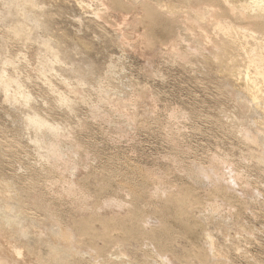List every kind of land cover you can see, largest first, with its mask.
Here are the masks:
<instances>
[{"label":"rangeland","instance_id":"obj_1","mask_svg":"<svg viewBox=\"0 0 264 264\" xmlns=\"http://www.w3.org/2000/svg\"><path fill=\"white\" fill-rule=\"evenodd\" d=\"M33 1L30 0V2L33 4L36 2L35 4L37 5L34 4L33 6L37 7H31L33 9H29V12V10H26L30 6H32V4L30 5L29 2H26L28 3V5H30L26 8V3L23 5V2L21 0H0V74H2L0 75V81L2 82L3 75L4 78L5 76H7L6 79H8V77L19 79V81L22 79L20 81L23 84L22 92L25 93L26 91L25 94H30L32 98L29 99V107H25V104L23 103L24 101L21 102V100L23 99L19 97L18 104V102L14 101L13 92L9 93L8 96L10 97L11 95L10 98H6L7 96L5 95L3 90H1L2 86L0 84V192L6 190L5 195H0V259H2L1 257L4 258V255L7 252L9 253V255L7 253L5 255V260L7 259V261H14L16 259L15 261H20L19 263H22L23 260L29 261L30 256H33L31 257V260L33 262L30 260L32 264H40L41 262L36 261V259L40 257L42 259H40V261H42V264H44L43 262H46L44 258L47 257L48 253H50V250L55 249V247L56 250H59V248L62 250L61 247L64 244H60V240L57 236L59 235V238L61 237L62 239V237L66 235L65 233H75L76 231L74 230L73 224L81 220L82 217L86 218V216H90L89 214H97L102 218L103 214L106 215L104 218H108V216L110 217L114 214L125 216V213H127L128 209L139 208L145 216L143 218V229H145L146 231H151V229L154 231L156 229L157 231L159 228H154L153 226L160 227L161 221H164V219H162L159 216L160 214H157V212L160 207L162 208V206L165 204L164 200L168 198V194H173L176 192L182 193V191L184 192L186 190H189V192L193 191L191 192V194H194L192 195L195 199H200V201L199 199H197V204H199V206L195 205L194 209H192L195 211L191 210L189 216L185 217V220H187L189 224H192V226L189 225L190 228H188V230L186 229L188 234L185 233L186 231H183L182 229L184 227L182 225L184 224L179 223H183V221H178L176 217H174L173 210L168 211V215L165 217V219L167 218L165 220V223L167 224L166 226H171L169 228L170 230L172 228V236H174V238L172 239L176 240L175 242L171 241V245H169L170 243H167V246L169 248L165 247L164 250L162 249L165 254L169 255L172 252V254H170L171 258H175L172 257L174 256V254L177 253L179 255L180 253L186 252L185 250H188L187 252L189 253V255H192L194 251V254L200 253L199 255H202L204 253L203 255L205 258L207 256H210L209 258L205 259V261L208 259L206 261L207 264H214L215 262L216 264H264V156L262 155L264 154V125L263 123H261V121H264V115L263 112H261L262 110L258 108L259 106L254 105L255 103H253L251 99L246 95L241 86L242 84H240L239 82L233 83L231 80L227 79L224 76L223 69H220L219 66L217 67L219 63L216 64V62L215 65L213 63L211 64V61H216H214L215 58H212L214 57V54H216L213 42H211L210 44L206 43V46L204 45L205 43L202 42L200 38H198V35L196 36V33H194V31H192L193 33L191 34L189 33L186 22L191 20L186 19L188 18L187 15H184L186 16L184 21L182 19L183 23L185 22V24L180 23L179 26L177 25L178 27L176 26V36H174L175 38H165V40H163L164 38H162L161 40L162 33L158 32V34L161 35L157 34V36L155 35L154 37H151L152 39L149 40L150 33L147 34L148 31L146 28L147 21L142 15L143 10L141 9V5L139 6V3L143 4L142 1L147 2V0H139V2L138 0H136V2L134 0H128L129 2L123 0L124 2H126V5L121 8L120 11L118 9L120 7L117 8L112 0L111 1L113 3L109 0ZM79 1H83L81 4L82 6H85L82 7ZM149 1V3H156V0ZM159 1V3L162 2V4L169 5L173 0ZM8 5L12 7L8 8ZM80 6L82 8H80ZM114 6L116 8H114ZM15 7L17 9L19 8V12L15 9ZM12 8L15 9V11ZM9 9L10 11L6 12V10ZM24 10L26 11V13ZM115 10L118 12H116ZM6 13L8 14L6 15ZM15 15H19L21 17L19 18V16ZM13 16L15 17V19ZM25 20L27 22H25ZM15 22H17L18 24H15ZM182 24L187 27L183 26ZM190 24L192 23L190 22ZM16 25H18V29L21 28L20 30L25 29L24 31L22 30L23 32L20 31L19 35L21 36H18V38H20L19 41L18 39H15L16 37H13L15 36L13 32L14 27L17 28ZM23 25H26V27ZM142 30L146 32H143ZM120 33L122 34L121 36H119ZM193 34L197 37V39L195 37L196 41L194 40V37H192ZM144 35L146 36V38ZM158 36L160 37L159 40ZM178 36H182L181 38H185V40L188 38L189 39L186 41H184V39L180 40ZM24 37H28V39H30L29 41L31 42H29L26 38L23 40ZM142 38L143 40L145 39V41L148 43H146L145 41L141 42L143 41ZM190 39L193 40L191 41ZM198 39L200 40V45L197 44ZM59 41L61 42V44ZM137 41H139L140 43ZM169 41L172 42V45L171 43H169ZM194 41L195 43L197 42L195 45L196 47L193 46ZM45 42H49L51 45L49 46V43H47V45L55 49H47V45ZM166 44L168 45L166 46ZM175 44L178 45V50L177 47H175ZM148 45L150 46L146 48V46ZM189 45H191L192 48L191 46L189 47ZM202 47H204L205 52H202ZM42 48H45L46 51L44 49V52L48 53H51L48 50L56 51L55 53H57L58 56L53 52L52 56H49L51 54H46H48L47 56H49L50 58L52 57L51 59H53L54 56L53 60H55L56 58H58L59 60L57 59L58 61H55V64L53 63V60H50L51 62L48 61L46 54L42 53ZM162 52L163 54H161ZM34 53H36L37 55H34ZM202 53L204 55H202ZM201 56H203V58ZM44 58H46V61H44ZM208 58L210 60V63L206 64V62L209 61L207 60ZM47 61L50 62V64L53 63L54 66L53 64H51L50 67L48 65L49 63H47L48 67L46 68V65L43 64H45L44 62ZM9 62H11V64H9ZM60 63H62L61 67ZM68 63H70L71 66ZM72 66H74V68H72ZM45 69L47 70L45 71ZM42 72L45 74H43ZM41 73L43 74V76H41ZM45 75H47V77ZM61 77H63V79ZM42 78H44V80ZM65 84H67L68 86H65ZM70 88L76 89L73 92V90H71ZM14 90L15 89L13 88L11 89V91ZM53 90L58 94L56 92L54 94ZM233 90L238 91L235 92ZM59 93H61V95L65 93L62 96H66L68 98V105H74L73 108L70 106L73 112H70V109L68 110L69 107H67L68 105L66 104V106L64 107V105L60 103V106V104L58 103L59 99H57L59 98ZM76 94L79 97H77ZM4 97L6 98V100ZM10 99L15 103L10 102ZM18 107L20 110L18 109ZM145 107H147L149 110ZM256 107L258 109H256ZM22 108L24 110H22ZM32 108L34 109V112H36V114L40 115L50 124H59V133H61L62 136H54L55 134L46 132L45 130H39L38 132V130L28 126L26 120L28 118L26 117L31 113L30 111L33 112ZM127 109L129 110V112ZM26 110L27 112H25ZM23 116L25 118H23ZM261 118H263V120ZM23 122H25L26 125H24L25 123ZM32 134L34 136H32ZM52 135L54 136V138ZM50 141L52 142V144ZM249 141L251 144L248 143ZM36 142L39 144L37 145ZM54 145L58 146L56 155L53 157V154H49L50 152L47 149L48 147ZM51 156L53 158H51ZM66 160H69V162ZM207 165L211 166L206 167ZM216 167H218L219 169ZM212 168L214 170H211ZM198 169L202 170L199 171ZM50 174L53 175L51 176ZM187 174L189 177L187 176ZM230 176L231 178H229ZM234 178L235 180H233ZM108 180L111 182H109ZM84 181L86 182L85 184ZM146 182L148 183L146 184ZM222 183L224 184L222 185ZM95 184L98 186H96ZM155 184L157 185V187ZM198 184H200V186ZM139 186H144L146 187V189L143 191L139 188ZM69 187H71V189ZM180 187L182 191L181 189H179ZM228 189H230L231 192ZM69 190H72V192L76 193H70ZM212 190L214 192H212ZM222 190L224 192H222ZM9 191L10 193H14L9 194ZM79 192L81 193L79 194ZM82 192L84 194H82ZM94 192H96V194ZM124 193H127V196ZM128 193H134L137 195V197H139L137 205H132L131 203H129L131 202L130 200L132 197L128 196ZM95 196H97L96 199ZM8 198L11 199L9 200ZM32 198L34 200H32ZM109 198L110 200H106ZM235 199L238 200L236 201ZM150 200L153 202H151ZM240 200L242 202H239ZM110 201L111 204L109 205ZM116 201H118L119 203L121 201L124 206L122 204V206L120 205L122 208L118 206L116 207V205L119 204ZM231 201L233 202V204H231ZM143 202L144 204L142 205L141 203ZM16 203H18V205ZM113 204H115V206ZM30 205L32 206V208ZM205 205L206 207H204ZM8 206L9 208L7 209ZM81 206L84 207L82 208ZM151 210H153V212ZM228 214H230V216ZM25 218H27V220ZM189 219L191 221H189ZM49 224L51 225L49 226ZM102 224L96 223L94 226L96 230L99 228V230H97L98 233L104 232V225L100 227V225ZM58 225H60V227ZM69 225H71L72 227ZM236 225H239L242 228ZM14 226L19 228H17V230L16 227L15 229H13ZM26 228L28 229L26 230ZM61 228L63 229L61 230ZM69 228L70 232H64V235H60V233L62 234L63 230L68 231ZM190 231H194V234ZM203 231L204 233H202ZM9 232L11 234H9ZM42 233H44V235ZM39 234H41L40 238ZM111 234L113 236L115 235L113 237L114 243L112 242L113 245L111 244L107 246L106 251H108L109 249L110 251H112V253L108 251L109 253H107V255L109 257L106 255V252L104 254L101 253L103 256L102 261L104 260L103 263L100 261V258H102V256H99L100 253L98 256L95 255L96 251H94L92 247L87 245L89 243H84L86 241V238H83V240L77 239L80 237L82 238V236H80L78 232L73 234L75 235L74 238L77 237L75 240H73L77 247H80L81 250H74L72 246L69 245L68 249L69 251L71 250L69 252L67 250L68 245L66 246L65 244L66 249L65 246H63V249H65V251L63 252V250H59L60 255L63 253L64 257H66L67 259L70 255V257L76 259L75 262H78L79 264H87V261H91L88 264H93L95 261V264H97L98 259H100V264H106L107 262H110V259L112 261L110 262L111 264H120V262L121 264H146V262L147 264L158 263V258L156 257L155 252L159 249L156 247V245H154L155 242L153 243L151 242V240H145L147 243L145 247L144 245H140V242L144 240L142 239V241H140L139 238V246H141L142 248H137L136 246H134V243L137 242V239L130 240V244L124 241L126 244L121 242V244L119 245L115 238L117 237L116 235H118L117 232L115 234L114 231H111ZM6 236L9 238V240H11V243L8 241V238ZM16 237L18 238V240L20 238L21 239L18 241L16 240ZM53 239H57V242L55 243V240L53 241ZM12 240L15 243H12ZM77 240L78 242H76ZM7 241L8 244L6 243ZM46 241L48 242L47 244ZM100 241L101 240H98L96 241V243H94L102 246L103 243L102 241ZM209 241L211 242L212 246ZM150 242L152 244H150ZM20 243L23 245V247ZM27 243H29V245H27ZM34 243L35 246L32 245ZM9 244L12 245L9 246ZM56 244H59V246H56ZM30 245H32L31 247L33 249L30 247ZM46 245H48L49 248ZM114 245L117 247H115ZM16 246L18 247L16 248ZM86 246H88L91 250H88L89 248H87ZM170 246L173 247L170 248ZM193 246L196 248H194ZM4 247L6 249H3ZM13 247L15 249L14 252L16 251L14 254L12 250ZM154 247L157 248L156 251H154ZM83 248L85 250H83ZM184 248L185 250H183ZM113 250H115V253L113 252ZM178 250L179 252H177ZM38 251H40L41 254V256L39 254V257ZM75 251L78 253L81 251V257ZM206 251H208V253ZM27 252L29 254H25ZM146 252L151 253V255L147 254ZM152 253L155 254H153V259L151 257ZM42 254L46 255L43 256ZM72 254L74 257L78 255L79 259L78 256L74 258ZM143 254L145 255V257L143 256ZM23 255L27 256L26 259L25 257H23ZM50 255H48L47 257L48 260L50 259ZM17 256H20V258H17ZM95 257H97V259H95ZM104 257H108L109 261H107L108 259ZM149 257L151 258L148 259ZM155 257L157 258V262ZM91 258L95 259L93 260L94 262ZM145 258H147L146 260H144L146 262L142 260ZM176 259L177 257L175 258V260ZM84 260L86 261L84 262ZM221 260L222 262H220ZM149 261L151 262L149 263ZM194 261L197 263L198 260L192 261L194 264H196Z\"/></svg>","mask_w":264,"mask_h":264},{"label":"bare ground","instance_id":"obj_2","mask_svg":"<svg viewBox=\"0 0 264 264\" xmlns=\"http://www.w3.org/2000/svg\"><path fill=\"white\" fill-rule=\"evenodd\" d=\"M22 2H23V5L26 3V2H29L30 3V5L32 4V6H30V5H28V3H26V5H25V7L27 8V7H29L28 9H26V10H31V9H33V8H31V7H37V6H33L34 4L33 3H31L30 2V0L29 1H25V0H21ZM33 1V0H32ZM76 1V0H75ZM108 1V0H107ZM110 2H114V4L117 6V8L118 7H120V8H118L119 9V11H120V9L121 8H123L125 5H126V2H124V1H128V0H109ZM135 2H136V0H134ZM149 0H147V2H144V1H142V3L143 4H141V3H139V6L141 5V9L143 10V16H144V19H146V21H147V31H148V33L147 34H149L150 33V38H149V40L150 39H152L151 37H154L155 35L157 36V34H158V32H160V33H162V37H161V40H162V38H164L163 40H165V38H170V39H173L172 37H174V36H176V26L178 25L179 26V24L180 23H183V21H184V19L186 18V16H184V15H187L188 16V18H186L187 20L189 19V20H191V21H187L186 23H187V26H185V25H183V24H185V22L182 24L183 26H185V27H187L188 29V31H189V33L191 34V33H193L192 31H194V33H196V36L198 35V38H200L201 39V41L202 42H204L205 44L204 45H206V43H211V42H213V46L215 47L214 48V50H216V54H214V57H212V58H215L214 59V61L215 62H212L211 61V64L213 63L214 65H215V63L216 64H218L219 63V65H217V67L219 66L220 67V69L222 68L223 69V73H224V76L227 78V79H229V80H231L233 83L234 82H236V83H240V84H242L241 86H242V88H243V90H244V92L246 93V95L251 99V101L253 102V103H255L254 105H256V106H259L258 108H260L262 111L261 112H263V115H264V0H173V1H171V0H169V1H171L170 2V4L169 5H166V4H162V2L161 3H159L160 1L159 0H156V3H149L148 2ZM155 1V0H154ZM34 2V1H33ZM83 2V1H82ZM81 1H79V3L81 4L82 3ZM112 2V3H113ZM129 2V1H128ZM138 2H139V0H138ZM141 2V1H140ZM168 2V1H167ZM172 2H175V3H172ZM78 3V2H77ZM78 3V4H79ZM17 4H18V2H17ZM22 4V3H21ZM79 4V5H80ZM110 4V3H109ZM129 4V3H128ZM127 4V5H128ZM138 4V3H137ZM7 5V4H6ZM28 5V6H27ZM35 5H37V4H35ZM133 5V4H132ZM9 6V5H8ZM16 6V5H15ZM18 6V5H17ZM81 6H82V4H81ZM80 6V8H82V7H84V6H82L81 7ZM111 6V5H110ZM113 6V5H112ZM131 6V5H130ZM10 7H12V6H9L8 8H10ZM23 7V6H22ZM88 7V6H87ZM128 7V6H127ZM126 7V8H127ZM138 7V6H137ZM7 8V7H6ZM7 8V9H8ZM14 8V7H13ZM12 8V9H13ZM109 8V7H108ZM114 8H116L115 6H114ZM130 8V7H129ZM15 9L18 11V9L15 7ZM15 9H13L14 11H15ZM22 9V8H21ZM37 9V8H36ZM112 9V8H111ZM125 9V8H124ZM23 10V9H22ZM30 10H29V12H30ZM130 10H132V9H130ZM7 11H10V9L9 10H6V12ZM25 11V10H24ZM109 11H111V10H109ZM116 11V10H115ZM133 11H135V10H133ZM19 12V11H18ZM28 12V13H29ZM33 12V11H32ZM116 12H118V11H116ZM126 12V11H125ZM15 13H17V12H15ZM21 13V12H20ZM25 13H26V11H25ZM124 13V12H123ZM132 13V12H131ZM137 13V12H136ZM8 13H6V15H7ZM141 14V13H140ZM11 16V15H10ZM15 16H19V15H15ZM41 16V15H40ZM14 17V16H13ZM21 16H19V18H20ZM25 17V16H24ZM138 17V16H137ZM4 18V17H3ZM18 18V17H17ZM22 18H23V16H22ZM136 18V17H135ZM8 19V18H7ZM14 19H15V17H14ZM33 19V18H32ZM182 19H183V21H182ZM30 20V19H29ZM137 20V19H136ZM8 21V20H7ZM22 21H24V20H22ZM34 21H35V18H34ZM182 21V22H181ZM186 21V20H185ZM12 22V21H11ZM25 22H27L26 20H25ZM138 22V21H137ZM189 22V23H188ZM190 22L192 23V24H190ZM32 23H33V21H32ZM35 23V22H34ZM48 23V22H47ZM132 23H133V21H132ZM132 23H130V24H132ZM140 23V22H139ZM138 23V24H139ZM8 24H11V23H8ZM15 24H18L17 22H15ZM14 24V25H15ZM137 24V25H138ZM189 24V25H188ZM20 25V24H19ZM32 25H35V24H32ZM143 25V24H142ZM11 26H13V25H11ZM23 26H25L26 27V25H23ZM38 26V25H37ZM177 26V27H178ZM16 27L17 28H15L14 27V35L15 36H13V37H16L15 39H18V41H19V39L20 38H18V36L20 37L21 35H19L20 34V31H22V30H20V29H18V25H16ZM184 27V28H185ZM7 28V27H6ZM48 28V27H47ZM10 29V28H9ZM40 29V28H39ZM186 29V28H185ZM11 30V29H10ZM12 30H13V28H12ZM25 30V29H24ZM23 30V31H24ZM144 30H146V29H144ZM179 30V29H178ZM181 30V29H180ZM183 30V29H182ZM8 31V30H7ZM22 31V32H23ZM27 31V30H26ZM143 31V30H142ZM45 32V31H44ZM143 32H146V31H143ZM27 33V32H26ZM184 33V32H183ZM188 33V34H189ZM22 34V33H21ZM124 34V33H123ZM135 34V33H134ZM187 34V33H186ZM25 35H27V34H25ZM32 35V34H31ZM49 35H50V33H49ZM122 34L120 33L119 34V36H121ZM138 35V34H137ZM158 35H161V34H158ZM24 36V35H23ZM131 36V35H130ZM129 36V37H130ZM133 36V35H132ZM145 36V35H144ZM196 36H194V34H193V36L192 37H194V40H195V37ZM34 37V36H33ZM37 37V36H36ZM49 37V36H48ZM47 37V38H48ZM128 37V36H127ZM148 37V36H147ZM179 37V36H178ZM182 36H180L179 37V39L181 40V39H184V41H186V40H188V39H186L185 40V38H181ZM28 39V37H24L23 38V40L24 39ZM31 38V37H30ZM41 38V37H40ZM43 38V37H42ZM131 38V37H130ZM130 38H129V40H130ZM135 38H136V36H135ZM134 38V39H135ZM145 38H146V36H145ZM159 36H158V40H159ZM175 38V37H174ZM21 39H22V37H21ZM35 39H38V38H35ZM49 39V38H48ZM52 39V38H51ZM119 39H120V37H119ZM157 39V38H156ZM176 39H177V37H176ZM178 39V40H179ZM196 39H197V37H196ZM22 40V41H23ZM30 39H28V41H29ZM41 40H43V39H41ZM53 40V39H52ZM139 40V39H138ZM142 40H143V38H142ZM149 40H147V41H149ZM167 40V39H166ZM191 41L193 40V39H190ZM189 40V41H190ZM11 41V40H10ZM32 41H34V40H32ZM36 41V40H35ZM125 41V40H124ZM145 41V39L143 40V41H141V42H144ZM174 41H175V39H174ZM196 41V40H195ZM195 41H194V45L193 46H195L196 45V43L197 44H199L200 45V40L198 39V41L195 43ZM7 42V41H6ZM26 42V41H25ZM29 42H31V41H29ZM37 42V41H36ZM35 42V43H36ZM51 42H53V41H51ZM60 42V41H59ZM83 42V41H82ZM137 42H139V41H137ZM146 42V41H145ZM151 42V41H150ZM153 42V41H152ZM156 42H157V40H156ZM163 42H165V41H163ZM168 42V41H167ZM188 42V41H187ZM9 43V42H8ZM17 43H21V42H17ZM24 43V42H23ZM34 43V44H35ZM46 43V45H47V43H49V42H45ZM63 43V42H62ZM125 43V42H124ZM123 43V44H124ZM140 43V42H139ZM146 43H148V42H146ZM169 43H171V45H172V42H170L169 41ZM176 43V42H175ZM178 43V42H177ZM7 44V43H6ZM27 44V43H26ZM57 44V43H56ZM55 44V45H56ZM60 44H61V42H60ZM64 44V43H63ZM87 44V43H86ZM190 44V43H189ZM191 44H192V42H191ZM20 45V44H19ZM22 45V44H21ZM23 45H25V44H23ZM28 45V44H27ZM45 45V44H44ZM51 44L49 43V46H50ZM81 45H82V43H81ZM147 45V44H146ZM151 45V44H150ZM150 45H148V46H146V48L147 47H149ZM153 45V44H152ZM160 45V44H159ZM162 45V44H161ZM168 44H166V46H167ZM170 45V44H169ZM176 46L175 47H177L178 45L177 44H175ZM179 45H181V44H179ZM203 45V44H202ZM201 45V46H202ZM37 46H39V45H37ZM48 45H47V49H49V48H51V49H55V48H52V47H49ZM53 46V45H52ZM69 46V45H68ZM164 46V45H163ZM191 45H189V47H190ZM198 46V45H197ZM207 46V45H206ZM23 47V46H22ZM25 47V46H24ZM44 47V46H43ZM144 47V46H143ZM153 47V46H152ZM162 47V46H161ZM196 47V46H195ZM199 47V46H198ZM58 48V47H57ZM168 48V47H167ZM167 48H164V49H167ZM188 48V47H187ZM191 48H192V46H191ZM201 48V47H200ZM203 48V51L202 52H205L204 51V47H202ZM43 49V48H42ZM41 49V50H42ZM45 49V48H44ZM44 49H43V51H42V53H44V54H46V53H48V52H44ZM161 49V48H160ZM159 49V50H160ZM176 49V48H175ZM194 49V48H193ZM64 50V49H63ZM174 50V49H173ZM177 50H178V47H177ZM176 50V51H177ZM210 50H213V49H210ZM45 51H46V49H45ZM49 52H51V53H48V54H51V55H49V56H52V54L53 53H55L56 51H50V50H48ZM152 51V50H151ZM194 51V50H193ZM209 51V50H208ZM37 52V51H36ZM38 52H40V51H38ZM53 52V53H52ZM156 52V51H155ZM158 52V51H157ZM160 52V51H159ZM195 52H196V50H195ZM210 52V51H209ZM208 52V53H209ZM213 52V51H212ZM21 53V52H20ZM65 53V52H64ZM68 53V52H67ZM36 53H34V55H35ZM48 54H46V56L48 55ZM56 55H57V53H55ZM76 54V53H75ZM161 54H163V52L161 53ZM193 54V53H192ZM37 55V54H36ZM40 55V54H39ZM71 55V54H70ZM74 55V54H73ZM160 55V54H159ZM202 55H204L203 53H202ZM207 55V54H206ZM211 55V54H210ZM18 56V55H17ZM16 56V57H17ZM49 56H47V60L48 61H50V60H53L54 59V56H53V59H51ZM58 56V55H57ZM213 56V55H212ZM7 57V56H6ZM15 57V58H16ZM21 57V56H20ZM19 57V58H20ZM74 57V56H73ZM202 58H203V56H201ZM18 58V57H17ZM62 58V57H61ZM70 58V57H69ZM58 58H56L55 60H53L54 62V64H55V61L57 62L58 60H57ZM207 60H209V58L207 59ZM206 60V61H207ZM213 60V59H212ZM5 61V60H4ZM11 61V60H10ZM44 61H46V58H44ZM44 62L45 64H43V65H46V68L48 67L47 66V63H49L48 65L51 67V64H53V63H51L50 64V62ZM65 61V60H64ZM67 61V60H66ZM74 61V60H73ZM205 61V62H206ZM6 62V61H5ZM8 62V61H7ZM72 62V61H71ZM79 62V61H78ZM83 62V61H82ZM81 62V63H82ZM41 63V62H40ZM76 63V62H75ZM207 63H210V60L208 61V62H206V64ZM2 64H3V62H2ZM9 64H11V62H9ZM8 64V65H9ZM12 64H13V62H12ZM54 64H53V66H54ZM61 64L62 63H60V67H61ZM64 64V63H63ZM68 64H70V63H68ZM73 64V63H72ZM79 64V63H78ZM78 64H77V66H78ZM204 64V63H203ZM41 65V64H40ZM42 65V66H43ZM59 65V64H58ZM75 65V64H74ZM84 65V64H83ZM5 66V65H4ZM39 66V65H38ZM37 66V67H38ZM70 66H71V64H70ZM76 66V65H75ZM86 66V65H85ZM207 66V65H206ZM11 67V66H10ZM45 67V66H44ZM62 67H63V65H62ZM67 67V66H66ZM216 67V68H217ZM12 68V67H11ZM15 68V67H14ZM72 68H74V66H72ZM84 68V67H83ZM215 68V67H214ZM43 69V68H42ZM49 69V68H48ZM53 69V68H52ZM65 69V68H64ZM63 69V70H64ZM47 69H45V71H46ZM51 70V69H50ZM56 70V69H55ZM57 70H58V67H57ZM60 70V69H59ZM77 70V69H76ZM76 70H74V71H76ZM14 71V70H13ZM54 71V70H53ZM52 71V72H53ZM73 71V72H74ZM37 72H38V70H37ZM44 72V71H43ZM42 72V73H43ZM51 72V71H50ZM57 72V71H56ZM55 72V73H56ZM59 72V71H58ZM68 72V71H67ZM72 72V71H71ZM41 73V74H42ZM47 73V72H46ZM80 73V72H79ZM3 74H4V72H3ZM43 74H45V73H43ZM43 74L41 75V76H43ZM59 74V73H58ZM0 75H2V74H0ZM6 75V74H5ZM46 77H47V75H45ZM62 76H64V75H62ZM1 77V76H0ZM3 77V79H2V82L0 83L1 84V90H3V92L5 93V95L7 96H5L6 98H10L11 97V95H10V97L8 96L9 95V93H14L13 95H14V101H16V102H18L19 101V98H22L23 100H21V102H23L22 104L25 106V107H29V105H30V101H29V99H32L31 98V95L30 94H25L26 93V91H25V93L24 92H22V83L19 81V79H15V78H9L8 77V79H6V77L7 76H5V78H4V75L2 76ZM222 77V76H221ZM17 78V77H16ZM21 78V77H20ZM62 79H63V77H61ZM223 78V77H222ZM43 80H44V78H42ZM46 79V78H45ZM226 79V80H227ZM0 80H1V78H0ZM41 80V79H40ZM64 80H65V78H64ZM49 81V80H48ZM225 81V80H224ZM50 82V81H49ZM78 82V81H77ZM82 82V81H81ZM43 83V82H42ZM51 83V82H50ZM67 83V82H66ZM52 84V83H51ZM80 84V83H79ZM83 84V83H82ZM67 84H65V86H66ZM84 85V84H83ZM82 85V86H83ZM48 86H50V85H48ZM68 86V85H67ZM24 87V86H23ZM15 89L14 91H11V89ZM25 88V87H24ZM53 88V87H52ZM78 88H79V85H78ZM77 88V89H78ZM57 89V88H56ZM71 89V88H70ZM76 89V88H75ZM75 89H71V90H73V92L75 91ZM25 90V89H24ZM23 90V91H24ZM50 90V89H49ZM58 90V89H57ZM70 90V91H71ZM233 91H235V90H233ZM238 91V90H237ZM237 91H235V92H237ZM53 92H54V94H55V92L56 91H54L53 90ZM50 93V92H49ZM57 93V92H56ZM71 93V92H70ZM116 93H118V92H116ZM58 94V93H57ZM65 94V93H64ZM64 94H62V95H64ZM81 94H82V91H81ZM112 94V93H111ZM2 95H4V94H2ZM61 95V93H59V98H57V99H59L57 102L60 104V103H62L63 105H64V107L66 106V105H68V98L65 96H62ZM72 95V94H71ZM75 95V94H74ZM113 95V94H112ZM146 95V94H145ZM55 96V95H54ZM69 96V95H68ZM76 96H77V94H76ZM83 96V95H82ZM108 96V95H107ZM106 96V97H107ZM147 96V95H146ZM4 97V98H5ZM19 97V98H18ZM57 97V96H56ZM77 97H79V96H77ZM110 97V96H109ZM143 97H144V95H143ZM6 98H5V100H6ZM70 98V97H69ZM81 98V97H80ZM111 98V97H110ZM112 98H113V96H112ZM12 99V98H11ZM10 99V102H13L12 100ZM109 99V98H108ZM107 99V100H108ZM116 99V98H115ZM114 99V100H115ZM124 99V98H123ZM123 99H121V100H123ZM148 99V98H147ZM249 99V100H250ZM56 100V99H55ZM106 100V99H105ZM117 100V99H116ZM70 101V100H69ZM86 101V100H85ZM110 101H111V99H110ZM109 101V102H110ZM6 102V101H5ZM21 102H20V104H21ZM33 102H34V99H33ZM73 102V101H72ZM84 102V101H83ZM119 102V101H118ZM130 102V101H129ZM13 103H15V102H13ZM112 103H114V102H112ZM147 103V102H146ZM151 103V102H150ZM18 104H19V102H18ZM31 104H32V102H31ZM34 104V103H33ZM66 104V105H65ZM119 104V103H118ZM23 105H22V107H23ZM62 105V106H63ZM114 105V104H113ZM146 105V104H145ZM13 106V105H12ZM19 106V105H18ZM60 106H61V104H60ZM73 108V106L72 105H68L67 107H69L68 108V110L70 109H72L71 107ZM130 106V105H129ZM147 106V105H146ZM33 107V106H32ZM151 107V106H150ZM149 107V108H150ZM21 108V107H20ZM138 108V107H137ZM136 108V109H137ZM145 108H147V107H145ZM251 108V107H250ZM257 107H256V109H258ZM18 109H19V107H18ZM27 109V108H26ZM29 109V108H28ZM33 109V108H32ZM118 109V108H117ZM116 109V110H117ZM133 109V108H132ZM148 109V108H147ZM146 109V110H147ZM151 109V108H150ZM20 110V109H19ZM22 110H24L23 108H22ZM126 110V109H125ZM128 110V109H127ZM149 110V109H148ZM156 110V109H155ZM134 111H136V110H134ZM133 111V112H134ZM140 111V110H139ZM23 112V111H22ZM25 112H27V110L25 111ZM31 113H33L34 112V109H33V112L32 111H30ZM69 112V111H68ZM70 112H73L72 110L70 111ZM120 112V111H119ZM123 112V111H122ZM128 112H129V110H128ZM143 112V111H142ZM141 112V113H142ZM155 112V111H154ZM28 114V116L26 117V118H28V119H26L27 120V124H28V126H30V127H32L33 129H36V130H38V132H39V130L40 131H42V130H45L46 132H51V133H53V134H55L54 136H58V137H61L62 136V134L61 133H59L60 131H59V124L58 125H54L53 123H49L47 120H45L44 118H42L40 115H38V114H36V112H34L33 114ZM260 113V112H259ZM124 114V113H123ZM134 114V113H133ZM137 114H138V112H137ZM262 114V113H261ZM154 115V114H153ZM125 116V115H124ZM145 116V115H144ZM143 116V117H144ZM261 116V115H260ZM134 117V116H133ZM141 117V116H140ZM151 117H153V116H151ZM23 118H25L24 116H23ZM132 118V117H131ZM138 118V117H137ZM264 118V117H263ZM263 118H261L262 120H263ZM140 119V118H139ZM142 119V118H141ZM25 120V119H24ZM135 120V119H134ZM137 121V120H136ZM135 121V122H136ZM142 121V120H141ZM144 121V120H143ZM261 121V120H260ZM23 123H25V122H23ZM134 123V122H133ZM132 123V124H133ZM139 123V122H138ZM254 123V122H253ZM261 123H263V125H264V121L262 122L261 121ZM135 124V123H134ZM24 125H26V123L24 124ZM255 125V124H254ZM262 125V124H261ZM59 127V128H58ZM256 127V126H255ZM257 127H258V124H257ZM264 127V126H263ZM262 127V128H263ZM26 128H27V126H26ZM28 130V129H27ZM26 130V131H27ZM255 130V129H254ZM253 130V131H254ZM259 130H260V128H259ZM29 131V130H28ZM258 131V130H257ZM30 132V131H29ZM35 132V131H34ZM38 132H36V133H38ZM44 132V131H43ZM67 132V131H66ZM247 133H249V132H247ZM255 133H256V131H255ZM263 133V132H262ZM29 134V133H28ZM40 134V133H39ZM42 134V133H41ZM47 134V133H46ZM67 134V133H66ZM246 134V133H245ZM31 135V134H30ZM45 135V134H44ZM251 135V134H250ZM263 135V134H262ZM32 136H34L33 134H32ZM31 136V137H32ZM37 136H38V134H37ZM40 136V135H39ZM48 136V135H47ZM50 136V135H49ZM53 136V135H52ZM54 136H53V138H54ZM242 136V135H241ZM248 136V135H247ZM252 136V135H251ZM255 137V136H254ZM253 137V138H254ZM63 138V137H62ZM31 139V138H30ZM36 139V138H35ZM38 139V138H37ZM40 139V138H39ZM44 139H46V138H44ZM49 139V138H48ZM55 139H56V137H55ZM54 139V140H55ZM250 139V138H249ZM34 140V139H33ZM264 140V139H263ZM37 141V140H36ZM246 141V140H245ZM51 142V141H50ZM59 142H60V140H59ZM253 142V141H252ZM255 142V141H254ZM264 142V141H263ZM33 143V142H32ZM48 143V142H47ZM62 143V142H61ZM248 143H250V141L248 142ZM36 144L38 145L39 143H37L36 142ZM51 144H52V142H51ZM55 144H56V142H55ZM63 144V143H62ZM251 144V143H250ZM35 145V144H34ZM59 145V144H58ZM58 145H54V146H50V147H48V149L47 150H49V154H53V157L56 155V152H57V146ZM255 145V144H254ZM253 145V146H254ZM61 146V145H60ZM64 146V145H63ZM62 146V147H63ZM44 147V146H43ZM65 147V146H64ZM260 147V146H259ZM59 148V147H58ZM60 149V148H59ZM259 149V148H258ZM261 149V148H260ZM36 150H38V149H36ZM262 150V149H261ZM61 152V151H60ZM261 152V151H260ZM62 153H64V152H62ZM62 153H61V155H62ZM67 153V152H66ZM263 153V152H262ZM41 154V153H40ZM59 154V153H58ZM57 154V155H58ZM64 155V154H63ZM68 155V154H67ZM263 156H264V154H262ZM39 156V155H38ZM41 156V155H40ZM69 156V155H68ZM71 156V155H70ZM52 156H51V158H53ZM261 157V156H260ZM57 158V157H56ZM62 159V158H61ZM65 159V158H64ZM69 159V158H68ZM172 159V158H171ZM211 159V158H210ZM216 159V158H215ZM194 160V159H193ZM261 160V159H260ZM59 161H60V159H59ZM65 161V160H64ZM66 161H68L69 162V160H66ZM55 162H57V161H55ZM62 162V161H61ZM71 162V161H70ZM175 162V161H174ZM188 162V161H187ZM207 162H210V161H207ZM214 162V161H213ZM218 162V161H217ZM220 162V161H219ZM215 163V162H214ZM73 164V163H72ZM174 164V163H173ZM191 164V163H190ZM198 164H199V162H198ZM216 164V163H215ZM64 165V164H63ZM201 165V164H200ZM206 165V164H205ZM224 165V164H223ZM226 165V164H225ZM191 166V165H190ZM193 166H194V164H193ZM208 166H211V165H207L206 167H208ZM217 166V165H216ZM222 166V165H221ZM228 167V166H227ZM69 168V167H68ZM216 168H218V167H216ZM231 168V167H230ZM53 169H55V168H53ZM67 169V168H66ZM188 169V168H187ZM193 169V168H192ZM196 169V168H195ZM219 169V168H218ZM225 169V168H224ZM104 170V169H103ZM179 170H180V168H179ZM184 170V169H183ZM199 171L200 170H202V169H198ZM211 170H214L213 168L211 169ZM48 171V170H47ZM119 171V170H118ZM123 171V170H122ZM191 171V170H190ZM196 171V170H195ZM232 171V170H231ZM116 172V171H115ZM170 172V171H169ZM173 172V171H172ZM183 172V171H182ZM215 172H216V170H215ZM219 172V171H218ZM49 173V172H48ZM74 173V172H73ZM104 173V172H103ZM179 173V172H178ZM224 173V172H223ZM231 173V172H230ZM238 173V172H237ZM96 174V173H95ZM117 174V173H116ZM156 174V173H155ZM162 174V173H161ZM170 174V173H169ZM184 174V173H183ZM206 174V173H205ZM227 174V173H226ZM234 174V173H233ZM51 175V174H50ZM50 175H49V177H50ZM53 175V174H52ZM51 175V176H52ZM71 175H72V173H71ZM88 175V174H87ZM100 175V174H99ZM118 175V174H117ZM158 175V174H157ZM164 175H166V174H164ZM171 175V174H170ZM190 175V174H189ZM196 175V174H195ZM207 175V174H206ZM211 175V174H210ZM221 175V174H220ZM187 176H188V174H187ZM218 176V175H217ZM225 176V175H224ZM223 176V177H224ZM47 177V176H46ZM81 177V176H80ZM87 177V176H86ZM161 177V176H160ZM189 177V176H188ZM203 177V176H202ZM210 177V176H209ZM213 177V176H212ZM211 177V178H212ZM215 177V176H214ZM228 177V176H227ZM239 177H240V175H239ZM58 178V177H57ZM97 178V177H96ZM159 178V177H158ZM163 178V177H162ZM176 178V177H175ZM187 178V177H186ZM198 178V177H197ZM229 178H231V176L229 177ZM238 178V177H237ZM47 179V178H46ZM86 179V178H85ZM89 179H90V177H89ZM88 179V180H89ZM117 179V178H116ZM125 179V178H124ZM131 179V178H130ZM144 179V178H143ZM182 179V178H181ZM180 179V180H181ZM184 179V178H183ZM189 179V178H188ZM191 179V178H190ZM195 179V178H194ZM201 179V178H200ZM209 179V178H208ZM215 179H217V178H215ZM214 179V180H215ZM223 179V178H222ZM239 179V178H238ZM53 180V179H52ZM112 180V179H111ZM114 180V179H113ZM119 180V179H118ZM148 180H150V179H148ZM174 180V179H173ZM203 180V179H202ZM205 180V179H204ZM230 180V179H229ZM233 180H235V178L233 179ZM63 181V180H62ZM109 181V180H108ZM132 181V180H131ZM153 181V180H152ZM159 181V180H158ZM211 181V180H210ZM217 181H219V180H217ZM240 181V180H239ZM30 182H32V181H30ZM34 182V181H33ZM89 182V181H88ZM109 182H111V181H109ZM123 182H125V181H123ZM175 182V181H174ZM205 182V181H204ZM207 182V181H206ZM225 182H227V181H225ZM62 183V182H61ZM82 183V182H81ZM86 182L84 181V184H85ZM95 183V182H94ZM115 183V182H114ZM142 183V182H141ZM148 182H146V184H147ZM163 183V182H162ZM176 183V182H175ZM174 183V184H175ZM219 183V182H218ZM221 183V182H220ZM39 184V183H38ZM67 184V183H66ZM92 184V183H91ZM120 184V183H119ZM129 184V183H128ZM144 184V183H143ZM161 184V183H160ZM164 184V183H163ZM171 184V183H170ZM169 184V185H170ZM197 184V183H196ZM207 184V183H206ZM208 184H209V181H208ZM212 184V183H211ZM217 184V183H216ZM224 183H222V185H223ZM235 184V183H234ZM96 185V184H95ZM94 185V186H95ZM102 185V184H101ZM106 185V184H105ZM110 185V184H109ZM145 185V184H144ZM156 185V184H155ZM165 185V184H164ZM168 185V186H169ZM186 185V184H185ZM199 186H200V184H198ZM202 185H203V183H202ZM218 185H220V184H218ZM222 185H221V187H222ZM227 185V184H226ZM1 186V185H0ZM93 186V185H92ZM96 186H98V185H96ZM120 186V185H119ZM118 186V187H119ZM122 186V185H121ZM123 186H124V184H123ZM133 186V185H132ZM131 186V187H132ZM166 186H167V184H166ZM176 186V185H175ZM187 186H190V185H187ZM239 186V185H238ZM244 186V185H243ZM3 187V186H2ZM5 187V186H4ZM40 187V186H39ZM73 187V186H72ZM87 187V186H86ZM104 187H106V186H104ZM111 187V186H110ZM125 187H126V185H125ZM128 187V186H127ZM147 187H148V185H147ZM153 187V186H152ZM156 187H157V185H156ZM184 187V186H183ZM197 187V186H196ZM214 187V186H213ZM221 187H218V188H221ZM227 187V186H226ZM230 187V186H229ZM240 187V186H239ZM248 187V186H247ZM6 188H7V186H6ZM13 188V187H12ZM41 188V187H40ZM50 188V187H49ZM49 188H48V190H49ZM62 188V187H61ZM66 188V187H65ZM70 189H71V187H69ZM81 188V187H80ZM97 188V187H96ZM129 188V187H128ZM134 188V187H133ZM139 188L141 189V190H145L146 189V187H144V186H139ZM208 188V187H207ZM231 188V187H230ZM242 188V187H241ZM241 188H239V189H241ZM11 189V188H10ZM14 189V188H13ZM45 189V188H44ZM59 189V188H58ZM74 189V188H73ZM72 189V190H73ZM83 189V188H82ZM106 189V188H105ZM120 189H121V187H120ZM123 189V188H122ZM150 189V188H149ZM159 189V188H158ZM178 189V188H177ZM179 189H181V187L179 188ZM201 189V188H200ZM205 189V188H204ZM214 189V188H213ZM216 189V188H215ZM234 189V188H233ZM248 189V188H247ZM2 190V189H1ZM8 190V189H7ZM29 190V189H28ZM47 190V189H46ZM48 190H47V192H48ZM72 190L70 191V193H76V192H72ZM99 190V189H98ZM119 190V189H118ZM173 190V189H172ZM206 190V189H205ZM211 190V189H210ZM223 190H224V188H223ZM222 190V192H224ZM226 190V189H225ZM229 191H230V189H228ZM228 190H227V192H228ZM249 190H250V188H249ZM11 191V190H10ZM10 191H9V194H11V193H14V192H11L10 193ZM13 191H15V190H13ZM51 191V190H50ZM53 191V190H52ZM55 191V190H54ZM68 191V190H67ZM79 191H81V190H79ZM84 191V190H83ZM100 191V190H99ZM116 191V190H115ZM125 191V190H124ZM129 191V190H128ZM181 191H182V189H181ZM199 191V190H198ZM217 191H218V189H217ZM243 191V190H242ZM6 190H4L3 192L1 191L0 192V195H5L6 193ZM40 192V191H39ZM58 192V191H57ZM107 192V191H106ZM130 192H132V191H130ZM164 192V191H163ZM172 192V191H171ZM180 192V191H179ZM191 192H193V191H191ZM191 192H189V190H186V191H182V193L180 192V193H173V194H168V198H166L164 201H165V204L162 206V208L160 207V209L158 210V212H157V210H156V212H157V214H160L159 216L162 218V219H164V221L162 220H160L161 221V224H160V227H155V226H153L154 228H159L157 231H156V229L153 231L152 229H151V231H146L145 229H143V227H142V225H144L143 223V218L145 217L144 215H143V212H141V209H139V208H136V209H128V210H130V211H128L127 210V213H125L124 215L125 216H122V215H117V214H114L113 216H108V218H104L106 215H104L103 214V218L102 217H99L97 214H89L90 216H86V218H81V220H79V221H77L76 223H74L73 224V227H74V230L76 231V232H78L79 234H80V236H82V238L80 237V238H77V239H82L83 240V238H86V241L84 242V243H89V244H87L88 246H90V247H92V249H94V251H96V253H95V255H99V253H100V257L102 256V254L101 253H105L106 252V255H107V253H109V252H111L112 253V251H110L109 249H108V251H106V249H107V246H109V245H111L112 244V242L114 243V236L111 234V231H114V233L116 234V232H117V234L119 235H116L117 237H115L116 238V240H117V242H118V244L120 245L121 244V242H123L124 244H126V243H128V244H130V240H133V239H137L136 241L138 242H135V240H134V246H136L137 248L139 247H141V246H139V238H140V241H142V239L144 240V241H142V242H140L141 244L140 245H144L145 247H146V241L145 240H147V241H150L151 240V242H155V244L154 245H156V247L159 249L158 251H156V249L157 248H155V250L154 251H156L155 252V254H156V257L158 258V263L157 264H194L192 261L193 260H198L197 261V263L196 264H198V262H199V264L200 263H205L206 261H205V259L206 258H209L208 256L205 258L204 257V253L202 254V255H199V254H194V251H193V254L192 255H189V253L187 252L188 250H185V248L183 249V250H185L186 252H184V253H180L179 255L177 254H174V256H172V257H177V259L175 260V258H171V255L170 254H172V252L168 255V254H165V252H163V250H164V248L165 247H168L167 246V243L169 244L171 241L173 242H175V240H173L172 238H174V236H172V234H173V232L171 231L172 230V228H171V230H170V228L169 227H171V226H166L167 224L165 223V220L167 219H165V217L168 215V211H171V210H173V215H174V217H176V219L179 221V220H181V221H183V223H181V222H179L180 224H184V225H182V226H184L183 228H182V226H181V228L183 229V231L185 230L186 231V229L188 230V228H190L189 227V225H191L192 226V224H189V222L187 221V220H185L186 218V216L188 217L189 216V214L191 213V210L192 209H194V206L195 205H198L199 206V204H197V202H198V200L197 199H199V198H197V199H195L194 197H193V195L191 194ZM210 192V191H209ZM212 192H214L213 190H212ZM221 192V193H222ZM231 192V191H230ZM245 192V191H244ZM8 193V192H7ZM49 193V192H48ZM67 193H69V192H67ZM81 192H79V194H80ZM95 194H96V192H94ZM118 193H119V191H118ZM155 193H156V191H155ZM166 193V192H165ZM206 193V192H205ZM208 193V192H207ZM218 193H219V191H218ZM18 194V193H17ZM39 194V193H38ZM52 194V193H51ZM55 194V193H54ZM57 194V193H56ZM62 194V193H61ZM82 194H84L83 192H82ZM105 194V193H104ZM124 194H126V196H127V193H124ZM129 195L128 196H131L132 198H131V202H129V203H131L132 205H137V202H138V199H139V197H137V195L136 194H134V193H128ZM138 194V193H137ZM164 194V193H163ZM210 194V193H209ZM215 194V193H214ZM235 194V193H234ZM19 195V194H18ZM35 195H36V193H35ZM40 195H41V193H40ZM74 195V194H73ZM158 195V194H157ZM156 195V196H157ZM195 195H196V193H195ZM212 195V194H211ZM220 195V194H219ZM236 195H237V193H236ZM244 195V194H243ZM38 196V195H37ZM201 196V195H200ZM222 196V195H221ZM239 196V195H238ZM9 197H10V195H9ZM13 197V196H12ZM36 197V196H35ZM54 197V196H53ZM52 197V198H53ZM96 197L97 196H95V199H96ZM155 197V196H154ZM160 197V196H159ZM196 197V196H195ZM211 197V196H210ZM223 197H224V195H223ZM222 197V198H223ZM226 197V196H225ZM14 198V197H13ZM18 198H19V196H18ZM39 198V197H38ZM43 198V197H42ZM45 198V197H44ZM47 198V197H46ZM61 198V197H60ZM63 198V197H62ZM100 198V197H99ZM98 198V199H99ZM114 198V197H113ZM149 198H150V195H149ZM209 198V197H208ZM234 198V197H233ZM236 198V197H235ZM9 199V198H8ZM7 199V200H8ZM11 199V198H10ZM9 199V200H10ZM97 199V200H98ZM115 199V198H114ZM113 199V200H114ZM129 199V198H128ZM195 199V200H194ZM225 199V198H224ZM231 199H232V197H231ZM32 200H34L33 198H32ZM31 200V201H32ZM47 200V199H46ZM50 200V199H49ZM63 200V199H62ZM106 200H110V198L109 199H106ZM197 200V201H196ZM219 200V199H218ZM236 200V199H235ZM235 200H233V201H235ZM238 200V199H237ZM236 200V201H237ZM36 201V200H35ZM75 201V200H74ZM84 201H85V198H84ZM86 201H87V199H86ZM115 201V200H114ZM113 201V202H114ZM121 201H123V200H121ZM121 201H120V203L118 202V201H116V202H118L119 204L118 205H116V207L118 206V207H121L122 206V204L123 203H121ZM141 201V200H140ZM151 201V200H150ZM195 201V202H194ZM199 201H200V199H199ZM204 201V200H203ZM212 201V200H211ZM221 201V200H220ZM37 202V201H36ZM39 202V201H38ZM43 202V201H42ZM76 202V201H75ZM151 202H153V201H151ZM225 202V201H224ZM230 202V201H229ZM228 202V203H229ZM232 202V201H231ZM239 202H242L241 200L239 201ZM246 202V201H245ZM4 203V202H3ZM24 203V202H23ZM23 203H22V206H23ZM33 203V202H32ZM32 203H31V205H32ZM41 203V202H40ZM87 203V202H86ZM91 203V202H90ZM102 203V202H101ZM108 203V202H107ZM106 203V204H107ZM157 203V202H156ZM208 203V202H207ZM222 203V202H221ZM227 203V204H228ZM17 205H18V203H16ZM29 204V203H28ZM98 204V203H97ZM103 204V203H102ZM106 204H104V205H106ZM111 204V201L109 202V205ZM142 205L144 204V202L143 203H141ZM206 204V203H205ZM231 204H233V202L231 203ZM8 205V204H7ZM16 205V206H17ZM20 205V204H19ZM30 205V206H31ZM47 205V204H46ZM79 205H80V203H79ZM84 205V204H83ZM89 205V204H88ZM91 205V204H90ZM99 205V204H98ZM114 206H115V204H113ZM121 205V206H120ZM140 205V204H139ZM138 205V206H139ZM152 205V204H151ZM203 205V204H202ZM220 205V204H219ZM226 205V204H225ZM15 206V205H14ZM48 206V205H47ZM86 206V205H85ZM123 206H124V204H123ZM137 206V207H138ZM156 206V205H155ZM158 206V205H157ZM211 206V205H210ZM218 206V205H217ZM222 206V205H221ZM224 206V205H223ZM229 206V205H228ZM236 206V205H235ZM235 206H234V208H235ZM35 207V206H34ZM46 207V206H45ZM49 207V206H48ZM75 207V206H74ZM80 207V206H79ZM82 207V206H81ZM84 207V206H83ZM82 207V208H83ZM147 207V206H146ZM204 207H206V205L204 206ZM3 208V207H2ZM9 208V206L7 207V209ZM18 208V207H17ZM31 208H32V206H31ZM122 208V207H121ZM124 208V207H123ZM126 208V207H125ZM143 208V207H142ZM152 208V207H151ZM157 208V207H156ZM196 208V207H195ZM208 208V207H207ZM214 208V207H213ZM225 208V207H224ZM224 208H223V210H224ZM244 208H245V206H244ZM4 209V208H3ZM47 209V208H46ZM45 209V210H46ZM76 209V208H75ZM78 209V208H77ZM86 209V208H85ZM102 209V208H101ZM104 209V208H103ZM110 209V208H109ZM139 209V210H138ZM215 209H217V208H215ZM214 209V210H215ZM230 209H231V207H230ZM233 209V208H232ZM39 210H41V209H39ZM124 210V209H123ZM197 210V209H196ZM211 210V209H210ZM244 210H246V209H244ZM3 211V210H2ZM6 211V210H5ZM15 211V210H14ZM53 211V210H52ZM77 211V210H76ZM88 211V210H87ZM111 211V210H110ZM109 211V212H110ZM118 211V210H117ZM120 211V210H119ZM122 211V210H121ZM126 211V210H125ZM143 211V210H142ZM150 211V210H149ZM152 212H153V210H151ZM192 211H195V210H192ZM235 211V210H234ZM1 212V211H0ZM40 212V211H39ZM49 212V211H48ZM58 212V211H57ZM84 212V211H83ZM92 212V211H91ZM103 212V211H102ZM106 212V211H105ZM124 212V211H123ZM155 212V211H154ZM200 212V211H199ZM209 212V211H208ZM8 213H9V211H8ZM24 213V212H23ZM31 213V212H30ZM33 213V212H32ZM46 213V212H45ZM56 213V212H55ZM62 213V212H61ZM149 213V212H148ZM151 213V212H150ZM170 213V212H169ZM213 213V212H212ZM230 213V212H229ZM3 214H4V212H3ZM51 214V213H50ZM49 214V215H50ZM58 214V213H57ZM59 214H60V212H59ZM58 214V215H59ZM64 214V213H63ZM146 214V213H145ZM221 215V214H220ZM229 216H230V214H228ZM22 216H23V214H22ZM37 216V215H36ZM69 216V215H68ZM101 216V215H100ZM156 216H158V215H156ZM13 217V216H12ZM11 217V218H12ZM63 217V216H62ZM227 217V216H226ZM33 218V217H32ZM50 218H52V217H50ZM65 218V217H64ZM78 218V217H77ZM149 218H151V217H149ZM154 218V217H153ZM190 218V217H189ZM24 219V218H23ZM22 219V220H23ZM26 220H27V218H25ZM31 219V218H30ZM71 219V218H70ZM146 219V218H145ZM188 219V218H187ZM6 220V219H5ZM29 220V219H28ZM69 220V219H68ZM149 220V219H148ZM1 221H2V219H1ZM7 221V220H6ZM11 221V220H10ZM49 221V220H48ZM47 221V222H48ZM97 221V222H96ZM189 221H191L190 219H189ZM194 221V220H193ZM192 221V222H193ZM30 222H32V221H30ZM51 222H52V219H51ZM59 222V221H58ZM63 222V221H62ZM103 224H102V223ZM174 222V221H173ZM195 222V221H194ZM197 222V221H196ZM201 222H202V220H201ZM223 222V221H222ZM226 222V221H225ZM21 223V222H20ZM37 223V222H36ZM35 223V224H36ZM50 223V222H49ZM60 223V222H59ZM67 223V222H66ZM96 223H99V224H102V225H100V227L101 226H103L104 225V232H102V233H98V231L97 230H99V228L96 230V228L94 227L95 226V224ZM157 223H159V222H157ZM172 223V222H171ZM177 223V222H176ZM233 223V222H232ZM71 224V223H70ZM148 224V223H147ZM195 224H197V223H195ZM222 224V223H221ZM4 225V224H3ZM7 225H8V223H7ZM13 225V224H12ZM14 225H15V223H14ZM17 225H19V224H17ZM28 225V224H27ZM40 225H41V223H40ZM51 224H49V226H50ZM64 225V224H63ZM72 225V224H71ZM71 225H69V226H71ZM149 225V224H148ZM172 225V224H171ZM1 226V225H0ZM35 226V225H34ZM38 226V225H37ZM59 227H60V225H58ZM151 226V225H150ZM175 226V225H174ZM216 226V225H215ZM236 226H239V225H236ZM5 227V226H4ZM15 227L16 226H14V228L13 229H15ZM41 227V226H40ZM39 227V228H40ZM57 227V226H56ZM72 227V226H71ZM70 227V228H71ZM152 227V226H151ZM240 227V226H239ZM238 227V228H239ZM17 228H19V227H16V230H17ZM24 228H25V226H24ZM31 228V227H30ZM50 228V227H49ZM58 228V227H57ZM70 228H69V230L68 231H64L63 230V232H62V234L60 233V235H64L63 233L64 232H70ZM153 228V229H154ZM185 228V229H184ZM191 228H193V227H191ZM194 228H195V226H194ZM232 228V227H231ZM233 228H234V226H233ZM240 228H242V227H240ZM4 229V228H3ZM12 229V228H11ZM28 228H26V230H27ZM63 228H61V230H62ZM103 229V228H102ZM147 229V228H146ZM199 229H201V228H199ZM1 230V229H0ZM58 230V229H57ZM56 230V231H57ZM61 230H59V231H61ZM67 230V229H66ZM101 230V229H100ZM190 230V229H189ZM225 230V229H224ZM223 230V231H224ZM244 230V229H243ZM3 231V230H2ZM13 231V230H12ZM11 231V232H12ZM19 231V230H18ZM43 231H44V229H43ZM72 231V230H71ZM102 231V230H101ZM207 231V230H206ZM220 231H221V229H220ZM226 231V230H225ZM230 231V230H229ZM28 232V231H27ZM35 232H36V230H35ZM48 232V231H47ZM46 232V233H47ZM75 232V233H76ZM176 232V231H175ZM191 233H193L194 234V231L192 232V231H190ZM190 232H189V234H190ZM196 232V231H195ZM237 232V231H236ZM1 233V232H0ZM17 233V232H16ZM15 233V234H16ZM25 233V232H24ZM30 233V232H29ZM33 233V232H32ZM40 233V232H39ZM56 233V232H55ZM58 233V232H57ZM75 233H73V234H75ZM184 233V232H183ZM185 233H187L188 234V232L186 231ZM202 233H204V231L202 232ZM201 233V234H202ZM208 233V232H207ZM226 233V232H225ZM234 233H235V231H234ZM233 233V234H234ZM9 234H11L10 232H9ZM8 234V235H9ZM37 234V233H36ZM43 235H44V233H42ZM66 235H64L63 237H62V239H61V237L59 238V235L57 236L58 237V239L60 240L59 242H60V244H64V245H62V250H63V252L65 251V249H66V246H67V250L69 251V249H68V247H69V245H71L72 246V248L75 250H77V251H79V249L81 250V248L80 247H77V245L75 244V242H74V240L76 239V238H74V236L75 235H73L72 234V232L71 233H65ZM177 234V233H176ZM222 234V233H221ZM1 235V234H0ZM7 235V236H8ZM14 235V234H13ZM17 235V234H16ZM19 235V234H18ZM24 235V234H23ZM26 235V234H25ZM28 235V234H27ZM47 235V234H46ZM50 235V234H49ZM48 235V236H49ZM175 235V234H174ZM179 235V234H178ZM6 236V237H7ZM20 236V235H19ZM36 236V235H35ZM76 236H79V235H76ZM11 237V236H10ZM14 237V236H13ZM27 237V236H26ZM32 237H33V235H32ZM41 237V234H39V238ZM52 237V236H51ZM55 237H56V235H55ZM8 238V237H7ZM6 238V239H7ZM15 238V237H14ZM24 238V237H23ZM39 238H37V239H39ZM50 238V237H49ZM48 238V239H49ZM53 238V237H52ZM51 238V239H52ZM191 238V237H190ZM21 239V238H20ZM19 239V240H20ZM30 239V238H29ZM45 239V238H44ZM74 239V240H73ZM15 240V239H14ZM16 240H18V238L16 237ZM18 240V241H19ZM41 240H42V238H41ZM55 240V243L57 242L56 240L57 239H53V241ZM61 240H63V241H61ZM98 240H101L102 241V243H103V245L102 246H99V245H97V244H95L96 243V241H98ZM183 240V239H182ZM212 240H213V238H212ZM3 241H5V240H3ZM8 241L10 242L11 240H9V238H8ZM8 241L6 242L7 244H8ZM17 241V242H18ZM24 241V240H23ZM22 241V242H23ZM33 241V240H32ZM39 241V240H38ZM52 241V242H53ZM100 241V242H101ZM120 241V242H119ZM124 241H126V243L124 242ZM130 241V242H129ZM234 241V240H233ZM1 242V241H0ZM14 241L12 240V243H13ZM16 242V243H17ZM27 242V241H26ZM37 242V241H36ZM50 242V241H49ZM76 242H78V240L76 241ZM80 242V241H79ZM83 242V241H82ZM95 242V243H94ZM116 242V241H115ZM150 242V244H152ZM193 242V241H192ZM210 242V241H209ZM3 243V242H2ZM11 243V242H10ZM15 243V242H14ZM19 243V242H18ZM38 243H40V242H38ZM48 242L46 241V244H47ZM54 243V242H53ZM52 243V244H53ZM54 243V244H55ZM98 243V242H97ZM101 243V244H102ZM137 243V244H136ZM191 243V242H190ZM204 243V242H203ZM202 243V244H203ZM4 244V243H3ZM6 244V245H7ZM21 244V243H20ZM19 244V245H20ZM40 244H42V243H40ZM44 244V243H43ZM65 244H66V246H65ZM117 244V243H116ZM123 244V245H124ZM207 244V243H206ZM210 244H211V242H210ZM10 245H12V244H9V246ZM22 245V244H21ZM27 245H29V243H27ZM32 245H34L35 246V243L34 244H32ZM32 245H30V247L32 246ZM38 245V244H37ZM45 245V244H44ZM79 245H80V243H79ZM113 245V244H112ZM133 245V244H132ZM149 245V244H148ZM169 245H171V243L169 244ZM176 245V244H175ZM3 246V245H2ZM5 246V245H4ZM14 246H15V244H14ZM24 246H25V243H24ZM40 246H42V245H40ZM46 246H48V245H46ZM56 246H59V244L57 245L56 244ZM63 246H65V249H63ZM81 246H82V244H81ZM88 246H86L87 248H89ZM115 246V245H114ZM128 246V245H127ZM177 246V245H176ZM197 246V245H196ZM211 246H212V244H211ZM236 246V245H235ZM18 246H16V248H17ZM22 247H23V245H22ZM22 247H21V249H22ZM27 247H29V246H27ZM26 247V248H27ZM38 247V246H37ZM45 247V246H44ZM54 247H55V245H54ZM83 247H85V246H83ZM115 247H117V246H115ZM120 247V246H119ZM118 247V248H119ZM130 247V246H129ZM135 247V248H136ZM173 246H170V248H172ZM194 247V246H193ZM192 247V248H193ZM203 247V246H202ZM26 248H25V252H26ZM32 248V247H31ZM36 248V247H35ZM43 248V247H42ZM48 248H49V246H48ZM51 248V247H50ZM71 248V247H70ZM71 248V249H72ZM125 248V247H124ZM134 248V247H133ZM142 248V247H141ZM144 248V247H143ZM169 248V247H168ZM180 248V247H179ZM194 248H196V247H194ZM3 249H6L5 247L3 248ZM33 249V248H32ZM39 249V248H38ZM37 249V250H38ZM44 249V248H43ZM52 249V248H51ZM112 249H114V248H112ZM127 249V248H126ZM163 249V250H162ZM200 249V248H199ZM9 250H10V248H9ZM13 254L16 252H14V247H13ZM11 250V251H12ZM30 250V249H29ZM59 250L60 251H62L60 248H59ZM59 250H56V247H55V249H52V250H50V253H51V255H50V253H48V255H50L49 257H50V259L48 260V255H47V257L46 258H44L45 260H46V262H43L44 264H79L78 262H75V260L76 259H73V258H71L70 257V255H69V257H68V259L66 258V257H64V255H63V253L60 255V252H59ZM83 250H85L84 248H83ZM88 250H91L90 248L88 249ZM136 250V249H135ZM139 250V249H138ZM173 250V249H172ZM171 250V251H172ZM210 250H211V248H210ZM22 251V250H21ZM21 251H20V254H21ZM67 251V252H68ZM71 251V250H70ZM69 251V252H70ZM73 251V250H72ZM153 251V252H154ZM159 251H161V252H159ZM197 251H198V249H197ZM33 252H34V250H33ZM32 252V253H33ZM39 252V253H38ZM38 252H36V253H38V257H39V254H40V251H38ZM59 252V253H58ZM74 252V251H73ZM76 252V251H75ZM81 252V251H80ZM80 252L78 253V252H76V253H78L79 255H80ZM83 252V251H82ZM113 252L115 253V250H113ZM139 252H141V251H139ZM170 252V251H169ZM175 252H176V249H175ZM177 252H179V250L177 251ZM182 252V251H181ZM207 253H208V251H206ZM5 253V252H4ZM7 253V252H6ZM6 253H5V255H6ZM29 253H30V251H29ZM28 252L27 253H25V254H29ZM84 253V252H83ZM83 253H81V254H83ZM92 253V252H91ZM98 253V254H97ZM147 254H150L151 255V253H148V252H146ZM220 253V252H219ZM3 254V253H2ZM8 255H9V253H7ZM12 254V255H13ZM65 254H68V253H65ZM74 254V253H73ZM73 254H72V256H73ZM135 254V253H134ZM153 254L154 253H152V259H153ZM154 254V255H155ZM190 254H191V251H190ZM212 254H213V251H212ZM225 254V253H224ZM5 255H4V258L3 257H1L2 259H0V264H30L31 263V257H33V256H30V260L29 261H25V260H23L22 261V263H19L20 261H7V259L5 260ZM18 255H19V252H18ZM33 255V254H32ZM43 255V254H42ZM46 254H44L43 256H45ZM105 255V256H106ZM137 255V254H136ZM149 255V256H150ZM176 255V256H175ZM216 255V254H215ZM10 256H11V254H10ZM16 256V255H15ZM29 256V255H28ZM40 256H41V254H40ZM78 256V255H77ZM77 256H75V257H77ZM108 256V255H107ZM119 256V255H118ZM143 256L145 257V255L143 254ZM20 258V256H17V258ZM22 257V256H21ZM23 257H25V259H26V257L27 256H25V255H23ZM34 257H35V255H34ZM37 257V256H36ZM74 257V256H73ZM74 257V258H75ZM80 257H81V255H80ZM99 257V258H100ZM109 257V256H108ZM108 257H104V258H106V259H108L107 261H109V258ZM114 257V256H113ZM131 257V256H130ZM139 257H142V256H139ZM151 257H149L148 259H150ZM155 257V258H156ZM217 257H219V256H217ZM7 258H8V256H7ZM15 258V257H14ZM29 258V257H28ZM119 258V257H118ZM157 258H156V262H157ZM195 258V259H194ZM222 258V257H221ZM9 259H10V257H9ZM12 259V258H11ZM24 259V258H23ZM36 259V258H35ZM40 259H41V257L40 258H37L36 259V261H38V262H41L40 264H42V261H40ZM78 259H79V256H78ZM83 259V258H82ZM92 259V258H91ZM95 259H97V257H95ZM95 259H92V261L93 260H95ZM101 259V260H100ZM100 259H98V263L97 264H100L99 263V260L103 263V261H102V259H103V256H102V258H100ZM105 259V260H106ZM113 259V258H112ZM125 259V258H124ZM147 258H145V259H142L143 261L144 260H146ZM220 259V258H219ZM4 260H5V262H4ZM42 260V259H41ZM131 260H132V258H131ZM136 260V259H135ZM137 260H138V258H137ZM141 260V259H140ZM6 261H7V263H6ZM35 261V260H34ZM44 261V260H43ZM78 261V260H77ZM86 260H84V262H85ZM118 261H120V260H118ZM124 261V260H123ZM155 261V260H154ZM33 262V261H32ZM75 262V263H74ZM83 262V261H82ZM91 262V261H90ZM90 262H88L87 261V264L88 263H90ZM94 262V261H93ZM92 262V263H93ZM110 262H112L111 261V259H110ZM110 262H107L108 264H111ZM114 262V261H113ZM130 262V261H129ZM135 262V261H134ZM144 262H146V261H144ZM151 261H149V263H150ZM209 262H210V259H209ZM208 262V263H209ZM220 262H222V260L220 261ZM96 263V261L93 263V264H95ZM106 263V262H105ZM106 263V264H107ZM137 263V262H136ZM143 263V262H142ZM153 263V262H152ZM227 263H228V261H227ZM32 264V263H31ZM82 264V263H81ZM115 264V263H114ZM118 264V263H117ZM120 264H121V262H120ZM125 264H129V263H125ZM137 264H139V263H137ZM144 264V263H143ZM146 264H147V262H146ZM205 264H207V262L205 263ZM209 264H211V263H209ZM214 264H216V262L214 263ZM219 264V263H218ZM222 264V263H221ZM229 264V263H228Z\"/></svg>","mask_w":264,"mask_h":264}]
</instances>
